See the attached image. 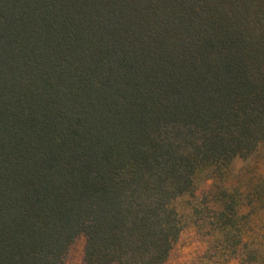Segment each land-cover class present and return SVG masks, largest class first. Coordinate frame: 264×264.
I'll use <instances>...</instances> for the list:
<instances>
[{
  "label": "trees",
  "instance_id": "16d2710c",
  "mask_svg": "<svg viewBox=\"0 0 264 264\" xmlns=\"http://www.w3.org/2000/svg\"><path fill=\"white\" fill-rule=\"evenodd\" d=\"M263 141L264 0H0V264H164Z\"/></svg>",
  "mask_w": 264,
  "mask_h": 264
},
{
  "label": "rangeland",
  "instance_id": "374dc122",
  "mask_svg": "<svg viewBox=\"0 0 264 264\" xmlns=\"http://www.w3.org/2000/svg\"><path fill=\"white\" fill-rule=\"evenodd\" d=\"M182 223L164 264H264V141L246 158L204 166L174 202ZM83 236L64 264H84Z\"/></svg>",
  "mask_w": 264,
  "mask_h": 264
}]
</instances>
